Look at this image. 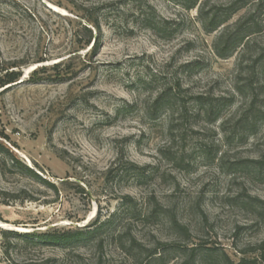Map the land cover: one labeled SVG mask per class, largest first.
Listing matches in <instances>:
<instances>
[{
	"label": "rangeland",
	"instance_id": "374dc122",
	"mask_svg": "<svg viewBox=\"0 0 264 264\" xmlns=\"http://www.w3.org/2000/svg\"><path fill=\"white\" fill-rule=\"evenodd\" d=\"M248 9L263 30L223 59L170 0H0V65L25 63L0 88V142L58 189L0 147V264H264V0ZM127 195L137 213L93 231Z\"/></svg>",
	"mask_w": 264,
	"mask_h": 264
},
{
	"label": "trees",
	"instance_id": "16d2710c",
	"mask_svg": "<svg viewBox=\"0 0 264 264\" xmlns=\"http://www.w3.org/2000/svg\"><path fill=\"white\" fill-rule=\"evenodd\" d=\"M174 4L180 6L185 10H197V18L202 24L203 29L207 33H213L218 31L216 38L212 43L213 50L215 54L220 58H228L232 56L236 52H241L245 48H248L250 45V36L254 33H259L263 30V25L257 20L256 12L250 9L244 10L247 7V4L254 0H170ZM244 10L245 12L241 14L236 20L232 21L233 17L238 14L240 11ZM87 22L91 25V27L83 26V44L88 45L93 39L94 44L97 46L98 39L93 34V30H100V22L98 18L94 15L86 18ZM145 21V25L147 28L152 31L158 32L161 34L166 30L167 21L162 20L161 23H156L153 16H146L143 18ZM264 57V48L261 52H259L257 58L255 59V63L260 61V59ZM43 58L38 59L36 62L41 63L45 62ZM25 63H16V62H3L0 65V88H7L17 82L23 71L19 69ZM61 63L54 64L51 68L56 69L59 67ZM45 67L35 68L33 72H44ZM2 137H6L4 134ZM0 147L5 149L7 153H10L12 156V160H15L18 163L19 167L29 171L36 179H38L41 183L51 188L55 193H58V189L54 183L50 182L46 178L41 177L38 173H36L32 168L28 167L26 164H23L15 159V156L9 152V148L5 147L3 143L0 142ZM130 166L134 169H138V166L130 163ZM112 169H110L107 173V176L111 173ZM64 184V181H62ZM124 203L127 207L126 209L118 210V212L110 215L107 220L102 221L98 225V219L94 220L93 223L89 225L87 229H77L73 231L59 232V231H51L47 230L45 232H32L27 234L28 237L33 239L43 241V242H54V243H62L68 242L70 240L76 239L79 236H83L84 234L90 233V228L95 226L93 231L97 230L99 227L104 226L109 223L112 224L114 222H118L124 214L129 212L131 215H135L137 213L136 205L134 204V200L130 196H124ZM156 211V210H154ZM172 223L176 225L179 229L184 231L185 229L181 227L175 219H172ZM115 224V223H114ZM12 232L4 231V235L11 234ZM262 262H264V254L261 253ZM245 263L244 260L241 261L240 264Z\"/></svg>",
	"mask_w": 264,
	"mask_h": 264
},
{
	"label": "bare ground",
	"instance_id": "6f19581e",
	"mask_svg": "<svg viewBox=\"0 0 264 264\" xmlns=\"http://www.w3.org/2000/svg\"><path fill=\"white\" fill-rule=\"evenodd\" d=\"M53 7L57 10L58 8L57 7H55L54 5H53ZM3 224V226H4V223H1L0 222V225H2ZM2 227V226H1Z\"/></svg>",
	"mask_w": 264,
	"mask_h": 264
},
{
	"label": "water",
	"instance_id": "95a60500",
	"mask_svg": "<svg viewBox=\"0 0 264 264\" xmlns=\"http://www.w3.org/2000/svg\"><path fill=\"white\" fill-rule=\"evenodd\" d=\"M48 7H50V6H48Z\"/></svg>",
	"mask_w": 264,
	"mask_h": 264
}]
</instances>
